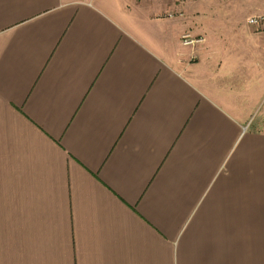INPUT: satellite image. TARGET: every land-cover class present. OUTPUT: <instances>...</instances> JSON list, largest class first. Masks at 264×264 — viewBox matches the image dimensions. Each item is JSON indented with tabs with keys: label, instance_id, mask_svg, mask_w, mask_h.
<instances>
[{
	"label": "crops",
	"instance_id": "0c3cea01",
	"mask_svg": "<svg viewBox=\"0 0 264 264\" xmlns=\"http://www.w3.org/2000/svg\"><path fill=\"white\" fill-rule=\"evenodd\" d=\"M212 5L0 0V264H264V26Z\"/></svg>",
	"mask_w": 264,
	"mask_h": 264
},
{
	"label": "rangeland",
	"instance_id": "374dc122",
	"mask_svg": "<svg viewBox=\"0 0 264 264\" xmlns=\"http://www.w3.org/2000/svg\"><path fill=\"white\" fill-rule=\"evenodd\" d=\"M196 1V0H192ZM211 1L212 12L209 22L219 31H230L245 23L247 16L261 12L254 0H208ZM264 2V0H261ZM192 10V9H189ZM251 26V25H249ZM253 27V26H251Z\"/></svg>",
	"mask_w": 264,
	"mask_h": 264
},
{
	"label": "built area",
	"instance_id": "2783aa9c",
	"mask_svg": "<svg viewBox=\"0 0 264 264\" xmlns=\"http://www.w3.org/2000/svg\"><path fill=\"white\" fill-rule=\"evenodd\" d=\"M174 13H169L168 17H173ZM179 16H182V13H178ZM247 23L255 28H260L264 26V12L258 14H252L247 17ZM203 41L202 37L195 36L190 32H184L180 36V42L184 46H195L198 43Z\"/></svg>",
	"mask_w": 264,
	"mask_h": 264
}]
</instances>
